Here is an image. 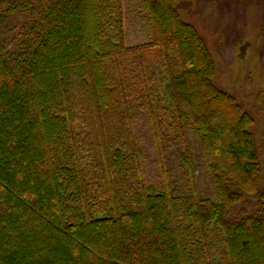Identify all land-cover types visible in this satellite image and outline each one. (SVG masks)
<instances>
[{
	"label": "trees",
	"instance_id": "trees-1",
	"mask_svg": "<svg viewBox=\"0 0 264 264\" xmlns=\"http://www.w3.org/2000/svg\"><path fill=\"white\" fill-rule=\"evenodd\" d=\"M182 1L140 0L129 45L123 0H0V264H264L254 116ZM136 109L162 170L184 115L201 132L211 197L146 182Z\"/></svg>",
	"mask_w": 264,
	"mask_h": 264
},
{
	"label": "rangeland",
	"instance_id": "rangeland-1",
	"mask_svg": "<svg viewBox=\"0 0 264 264\" xmlns=\"http://www.w3.org/2000/svg\"><path fill=\"white\" fill-rule=\"evenodd\" d=\"M139 1L123 0L125 43L129 45L142 44L148 38ZM177 10L181 19L195 27L205 40L215 62L214 85L254 116L251 130L264 169V0H187L179 2ZM135 112V127L144 149L146 182L159 187L165 181L176 194H189L194 188L200 196L211 197L201 132L184 115L182 130L178 133L170 129L165 135L162 170L148 118L138 109Z\"/></svg>",
	"mask_w": 264,
	"mask_h": 264
}]
</instances>
